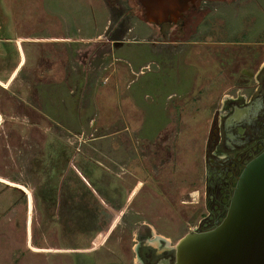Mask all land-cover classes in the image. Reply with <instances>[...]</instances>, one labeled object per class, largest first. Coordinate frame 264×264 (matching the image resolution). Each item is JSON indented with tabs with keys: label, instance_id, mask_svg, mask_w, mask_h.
I'll use <instances>...</instances> for the list:
<instances>
[{
	"label": "rangeland",
	"instance_id": "obj_1",
	"mask_svg": "<svg viewBox=\"0 0 264 264\" xmlns=\"http://www.w3.org/2000/svg\"><path fill=\"white\" fill-rule=\"evenodd\" d=\"M103 1L107 9L100 0H0V23L10 16L13 32L0 31V39H8L0 41L6 74L0 79L9 78L20 63L19 39L29 68V75L22 70L20 78L0 86L5 105H0V179L6 182V187L0 182V264H127L131 258L138 264L133 240L147 235L143 224L151 228L150 239L161 236L167 247L176 246L192 226L185 224L192 209L179 201L191 202L186 191L202 189L213 114L218 110L221 116L227 99L237 96L231 88L239 79L235 74L247 78L264 61V15L256 3L246 4L252 0H199L179 22L161 25L146 21L138 0ZM108 20L109 26L118 22L134 30L120 38L127 43L116 52L121 59L114 64L117 86L114 81L101 85L105 94L92 86L83 106L77 80L70 95L65 84L47 97L49 115L22 109L31 103V75L39 67L30 48L58 59L53 47L47 48L46 30L80 29L86 36L102 32ZM210 23L216 25L211 32ZM139 59L153 64L134 79L127 61L134 65ZM222 66L232 76L225 84L215 77ZM63 67L57 61L59 76L77 77ZM47 71L40 67V81ZM259 72L264 79V67ZM32 118H37L35 129ZM144 156L165 166L151 182L148 198L142 182L153 175L143 168ZM150 166L155 171L153 161ZM178 186L184 190L175 201ZM108 200H117V208Z\"/></svg>",
	"mask_w": 264,
	"mask_h": 264
},
{
	"label": "flooded vegetation",
	"instance_id": "obj_2",
	"mask_svg": "<svg viewBox=\"0 0 264 264\" xmlns=\"http://www.w3.org/2000/svg\"><path fill=\"white\" fill-rule=\"evenodd\" d=\"M12 63H8L6 67L11 66ZM15 65L16 71L19 65L15 63L13 66ZM3 67L4 65H1L0 74L3 73L6 75L3 71L5 67ZM12 76L4 80L9 81L12 79ZM252 89L255 93L253 95H247V92ZM2 103L3 99L2 101L0 99V105L5 106ZM22 109L25 111H34L35 113L38 112L32 100L31 103L27 104L26 102ZM7 118L8 121L16 119L13 117ZM33 119L32 123H34H30L35 129L38 122H36L35 118ZM3 122L6 121L3 120ZM21 123H23L22 120L20 121V125H23ZM1 124L2 122H0ZM263 151L264 79H261L253 86H246L242 92L237 93L236 97H229L221 116L218 110L213 114L204 147V178L202 189L186 191V196L192 200L191 202L179 201L180 206L191 208L193 211L192 219L185 222L188 226L192 224L191 227H188L189 231L186 235L190 233L210 232L221 225L228 215L238 180L247 165L260 156ZM143 159L147 161L143 163V168L146 169L147 173L149 169L153 175L150 178L148 176L149 174L146 173V176H148L147 179L143 180L142 178V183L146 187L145 195L148 198L151 192V182H155V175H161L162 173L160 172L165 166L164 162L162 168L157 166L155 164V157L144 156ZM151 161H153L155 171L150 166ZM0 182L2 183L1 185L6 187L4 179H0ZM183 190L179 186L173 188L172 193L175 194V201L179 194H183ZM195 194L196 197L194 198ZM96 195L101 196V198L104 196L102 191L97 188ZM107 202L114 209L117 208V200L112 202L108 200ZM142 227L147 231V235L138 234L136 239L133 240V242H136V249L133 248V253L138 255V264H174L176 259V246L172 248L167 247V240H164L161 236L150 239L152 236L151 228L145 224ZM136 263L132 258L127 262V264ZM119 264H123V262Z\"/></svg>",
	"mask_w": 264,
	"mask_h": 264
},
{
	"label": "crops",
	"instance_id": "obj_3",
	"mask_svg": "<svg viewBox=\"0 0 264 264\" xmlns=\"http://www.w3.org/2000/svg\"><path fill=\"white\" fill-rule=\"evenodd\" d=\"M100 1L102 2L103 7L107 9V7L104 4V1L103 0H100ZM247 2L246 4L256 3L264 15V0H261V1L254 0V2L252 0L248 3ZM246 7L249 10V5H247ZM247 9L245 10L248 11ZM218 10H220V8ZM218 10L211 13L212 17L214 16L215 13L218 12ZM239 11L240 10H238V13ZM5 17L6 19H3L4 20L2 21L3 23H0V31H6V33L8 34L9 33L13 34L11 25L8 24V21L10 20V16H5ZM109 23L110 21L108 20V23L102 32H98L96 34L90 33V34H87L86 36H82V31L80 29H77L75 33L71 31V33H73L72 35L69 32V30H68V33L66 31L56 32L54 29L48 28L46 30V33H44L46 37L50 38L47 41L48 42L47 48L53 47L55 51L54 56L58 59L52 60V59L44 58L43 56L41 57L40 53L43 52L42 50L36 48L37 49L36 51L35 49L30 48V54L33 52L32 54L37 55L36 62H38L37 65L39 66V67H36L35 72H32V75H31L33 80H32V85H31L32 95L30 97V99L33 101L34 106H36L38 110L37 113H40L42 115H49L48 112L50 110L48 109L46 110L45 108V106L48 107V101L46 102V99L47 97L49 98L51 94H53L52 92L55 88H59V86L61 85L69 84V95H70L72 92H75V85H76L75 82H77V80L82 81V85H83L82 94L83 95L81 99L79 100V103L83 104V106L89 103L87 92H92V89H91L92 86L96 89L99 88V94H101L102 92H104L105 94L107 92V89L101 87V85H105V83L107 82L111 83V81H114L117 86V81H116L117 75H115L116 73L114 70V67H115L114 64L118 63V61L121 59L119 58V55L116 52L119 49L120 43H127V42H121L120 38H123L124 35L128 36L129 34H132L134 30L131 29L130 27L124 29V27L122 26L121 28L119 27L120 24L119 25L117 24L118 22L116 23L115 26L113 25V22L110 26L108 25ZM214 27H216L215 23L214 25L210 23L209 28H208L209 31L211 32V29H213ZM2 34L5 35L4 32H2ZM72 36H74L75 38H73ZM4 40H8V39H2V38L0 39V41H4ZM23 41H24L23 39H19L17 42V46H16V50L19 52L21 58H20V63H19L18 68L16 69L15 73L12 74L13 75L12 79H14V81L20 78V72L22 70L23 71L25 70L24 72L25 74L27 72L26 70L29 69L27 66V59H26L27 57L25 55V48L23 49V44H24ZM38 41L40 40H37V43ZM49 41L52 43H50ZM55 41H60V42H55ZM27 42L31 44L33 41L31 40ZM128 43H131V42H128ZM60 45H65L66 47L65 46L60 47ZM68 46H73V47H68ZM160 46L162 48L173 47L172 44H164ZM57 61L59 62V64L64 66L63 69L65 68H69V70L72 69L75 73H77V77L74 79V77L70 76V73L68 74L62 73L59 76L58 70L56 71ZM127 62L129 66H131L130 73L134 79L141 77L146 72V70L150 67V65L153 64L151 60L140 61V59L135 60L134 65H132L130 61H127ZM224 64H227L228 66V63H224ZM261 64H262L261 67L260 68L258 67L259 69L257 68L258 71L257 70H256L257 72L254 71L251 75H248L247 78H243L244 76L242 77L240 73L235 74V76L239 77V79L237 78V80L234 83H231L233 84L231 88L236 89L237 92L240 93L246 86L255 85L260 79L259 70H261L262 67H264V61ZM45 65L47 66L48 71L46 73L44 72H41V73H42V76L46 75V79L45 80L42 79L40 81L39 80V77H40L39 70H40V67L46 68ZM135 68L137 70H135ZM26 74L29 75L28 72ZM211 77L213 78L218 77L221 79L222 81L221 83L225 84V78H229L232 76L230 75L228 71L225 72V67L222 66L219 75H216L215 77L211 75ZM134 79L131 80L128 84L134 81ZM7 82L8 81H5L4 79L2 80L0 79V86L6 85ZM244 83H247V85H245ZM72 84L74 85V87L71 88L70 86ZM127 86L128 85H126V87ZM34 87H35V91L33 92ZM39 88L43 91V94L45 93V97H42L41 95H39V92H38ZM231 88L226 89L223 95L226 96V94L231 90ZM91 120H93V118H90L88 120V128L92 127ZM36 122H37V119H36ZM74 132L79 133V132H84V131L78 130Z\"/></svg>",
	"mask_w": 264,
	"mask_h": 264
},
{
	"label": "water",
	"instance_id": "obj_4",
	"mask_svg": "<svg viewBox=\"0 0 264 264\" xmlns=\"http://www.w3.org/2000/svg\"><path fill=\"white\" fill-rule=\"evenodd\" d=\"M199 0H138L150 24L177 23ZM174 264H264V151L238 180L225 220L190 233L175 247Z\"/></svg>",
	"mask_w": 264,
	"mask_h": 264
}]
</instances>
